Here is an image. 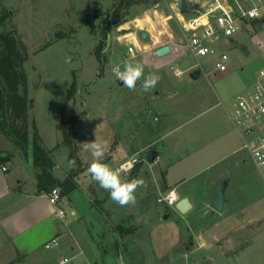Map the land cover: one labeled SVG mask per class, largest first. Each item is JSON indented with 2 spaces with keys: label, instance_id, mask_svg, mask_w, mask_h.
Segmentation results:
<instances>
[{
  "label": "rangeland",
  "instance_id": "obj_1",
  "mask_svg": "<svg viewBox=\"0 0 264 264\" xmlns=\"http://www.w3.org/2000/svg\"><path fill=\"white\" fill-rule=\"evenodd\" d=\"M118 3V0H0V12L5 16L0 30L15 31L28 47L29 56L24 70L29 90L30 139L32 141L37 130L42 144L54 156L53 172L62 178L66 174L68 176L72 169L67 167L70 147L64 141L59 124L63 119L79 117L74 136L76 171L85 198L80 199L83 218L72 222L70 227L79 238L84 252L80 254L81 248L77 245L75 251L66 248L55 254L52 264H60L65 258L69 259L68 264H96L88 260L90 254L98 261L97 264H122L120 248L124 249L126 264H207L205 254L198 249L202 244L201 237L213 245L218 244L215 236L227 232L235 223L234 218L238 213L230 207L218 212L209 203L202 206L197 197L205 193V179L216 175L225 165L223 162L207 167L203 160L198 159L206 144L201 130L206 115L194 122H187L192 109L184 101L174 107L175 114L171 119L166 117L163 106L156 107L154 111L142 110L137 90L120 85L112 71L114 66H122L125 61L136 63L141 60V53L147 50L148 43L147 39L142 38L143 31L160 39L171 32L184 35L181 21L175 16L170 0H136L129 7H119ZM116 8H120L119 14ZM179 17L186 23L181 14ZM244 29L248 32L233 37L245 46L236 44L230 48L222 41L220 47L236 59V65L240 64L239 72L236 69L239 76L252 83L256 80V72L262 68L258 60L260 50L256 37L249 33L250 24L245 25ZM106 30L108 32L105 34ZM131 44L140 54L135 59L128 58ZM98 48L102 61L98 57ZM195 61L194 56L188 53L181 63L174 66L185 69ZM201 62L205 69L211 66L210 57L201 58ZM162 71L178 80L173 76L170 65ZM184 76L189 79V72ZM225 86L228 87L224 100L233 108L240 91L232 93L227 81ZM70 89L72 93L69 97ZM127 97L131 99V109L123 108ZM167 126L175 128L168 139L163 142L159 138L152 148H144L146 141ZM108 129L111 130L110 136ZM154 129L156 132H153ZM127 130L141 135V138L130 143L132 148L129 151L141 162L128 176L121 175V178L124 181L143 178L147 188L137 190L135 205L121 207L88 174L87 168L93 159L81 143L94 139L105 142L106 158L103 163L116 170L117 161L112 159V153L127 140V135L122 132ZM129 142L126 141L127 144ZM164 143L174 146L167 150L170 156L165 154ZM152 149L160 150L163 157L155 162L148 161ZM0 150H4L2 154L18 153L23 160H13L19 168L24 167L28 177L23 185L32 186V181L28 180L32 174L26 161L27 157H32V152L25 155L1 130ZM241 154L246 158L243 165L245 173L257 188L259 195L256 198H262L254 209H258V214H263L264 178L248 152L243 150ZM172 160H175L173 164ZM15 163L12 164L14 169ZM168 169L171 170L168 176L170 188H175L180 196H190L193 207L185 213L177 208L178 201L171 204L166 199L172 191L164 181V173ZM231 178L227 194L230 196L234 190L240 194L236 204L255 199V196L243 190L242 172L233 171ZM165 215H169L168 218ZM90 233L93 244H89ZM212 233L215 235L208 237ZM152 241L156 251L161 254L168 253L177 241L179 243L171 253L159 258L153 250ZM40 243V238L35 240L39 251L38 255H32V258L38 257L37 262L43 255L54 252V249H47L44 243ZM214 264L224 263L217 260ZM228 264L233 263L229 261Z\"/></svg>",
  "mask_w": 264,
  "mask_h": 264
},
{
  "label": "crops",
  "instance_id": "obj_2",
  "mask_svg": "<svg viewBox=\"0 0 264 264\" xmlns=\"http://www.w3.org/2000/svg\"><path fill=\"white\" fill-rule=\"evenodd\" d=\"M171 5L175 16L180 20L177 7L174 4ZM181 29L183 30V27ZM245 31L247 30L244 29L238 33ZM147 33V50L141 53L142 55L139 63L144 66L145 75L150 72H156L161 79L156 87L148 92L142 90V80L137 82L135 90H137L138 93L139 105L142 110L148 109L150 111H154L158 106H163L166 111V117L171 119L175 114V112H173L174 107L184 101V104H187L188 108L192 109L190 113L191 116L186 120L187 122H194V120L205 114L206 117L203 119L201 130L206 139V144L202 147V153L199 155L198 159L203 160L206 165H208L207 167H212L223 162L225 164L216 175L213 174L205 179V193H202L201 196H197L200 200V204L205 206L209 203L211 206L216 190L224 180L229 181L227 187L228 191L232 181L231 173L233 171L243 173V190L255 196L254 200L241 201V203L236 204L240 198V194L234 190L229 196L226 191L227 202L224 211L229 207L233 211H237L238 215L234 218L235 223L227 232L215 236L218 244L213 245L212 242L207 241L205 237H201L200 235L202 244L198 249L202 250L205 254L204 257L206 258L204 260L207 261V264H214L217 260L222 261L224 264H228L229 261H232L233 264H264V213L258 214V209H254L255 205L261 202L262 198H256L259 195L257 188L254 186L250 177L246 175V170L243 168L244 163H246V158L241 154L243 150H246L243 148V138L232 120V107L227 105L224 100V97H227L225 95L226 88L228 87L225 86L226 81L229 83L232 93L235 94L239 93V91L241 93V91L245 92L251 89L256 80L250 83L240 77L238 74L240 64L236 65V59L233 57H231L229 69L225 72L215 70L213 62L211 61V66L207 69L203 66L202 68H194L187 71L190 74L189 79H186L185 76L181 78L177 77L173 71V76L178 79L174 80L168 73H163L162 70L165 66L169 67L170 65L172 68L175 64L178 65L186 55L190 53L185 45V36H178L175 32H171L160 39V37L155 38L150 32ZM249 33L256 37V44L260 50L258 60L263 68L264 13L260 19L250 24ZM222 41L224 45H228L230 48L236 44H242L233 36L223 39ZM164 45L170 47V52L166 55L159 56L157 50ZM195 60L196 61L188 65L185 70L192 68L197 62L196 58ZM236 69L238 72H236ZM194 71L198 72L197 78L191 76V73ZM257 74L258 72H256V78ZM201 79L202 81H200ZM183 97L187 98L184 100L182 99ZM127 100V102L123 100V108L131 109L132 104L130 102V97H127ZM155 119H157V117H155ZM140 121L142 122V120ZM174 129L175 128H171L170 126L161 129L160 132L155 133L151 139L145 142L144 148H152L159 138H162L164 142L170 137ZM194 131L196 132V130H193V132ZM122 132L123 135H127V140H125L124 144H121V148L119 147L112 153V159L116 160L117 164L125 157L132 155L129 152L132 148L130 143L141 138V135L135 132H130L128 130ZM153 132H156L155 129ZM107 134L110 136L111 130L108 129ZM126 141L130 142L127 144ZM164 146L166 148L165 154L170 156L167 150L169 151V149L174 148V146L166 143H164ZM3 152L4 150H0L3 157L10 154L11 159L9 161L0 160V264H19L21 262H26L28 264H52L56 253L62 252L66 248L75 251L76 245L81 248L80 254H82L84 250L79 243V238H76L74 231L70 227L72 222L83 218V209L80 199L85 198V196L81 190V182L78 176L76 177L79 183L78 189L67 196H63L61 205L66 209L67 216L65 220L62 221L55 218L56 206L49 197L38 192V169L34 165L31 159L32 157H27L26 160L27 168L32 174L30 179H28L32 181V186L24 187L23 182L27 181L28 178L25 169L24 167L19 168L18 164L13 160L17 159L21 161L23 159L18 153L6 152L2 154ZM157 153L158 159L163 157L160 150H157ZM52 157L54 159V156ZM249 157L252 158L250 154ZM175 160H172L173 162L171 164H173ZM13 163H15L16 169L13 168ZM4 166L7 167L6 170H4ZM170 172L171 170L168 169L166 173H164L165 186L169 190H174L175 188H170L171 186L168 179ZM54 175L58 179L67 177V174L63 178L56 173H54ZM19 176L23 177L21 178ZM176 194L179 196L178 201L187 197L191 203L189 195L180 196L177 190ZM87 200L89 202V199ZM192 207L193 205L191 208ZM232 207H235V209ZM207 210L208 209H206V211ZM214 235L215 234L212 233L209 234L208 237H213ZM54 237L60 238L61 245L59 248H55L54 252L52 251L49 255H43L42 259H39L38 262V257L32 258V255H38L39 251V246L35 245L36 239L40 238L41 243L45 244ZM221 239H223V241L219 242ZM179 241H177L173 248L165 254L158 253L152 241L153 250L157 257H165L174 250ZM92 242L94 243L93 235L90 233L89 244H93ZM122 250L124 252V249ZM87 258L91 263L95 262L97 264L98 262L95 261L93 254L88 255Z\"/></svg>",
  "mask_w": 264,
  "mask_h": 264
},
{
  "label": "built area",
  "instance_id": "obj_3",
  "mask_svg": "<svg viewBox=\"0 0 264 264\" xmlns=\"http://www.w3.org/2000/svg\"><path fill=\"white\" fill-rule=\"evenodd\" d=\"M185 20L181 24L185 36V45L197 59L190 69L173 66L174 74L183 77L187 71L202 68L201 58L210 57L217 71L225 72L231 64V56L227 50L221 49L220 42L242 31L245 25L257 21L263 16L264 0H186L194 5L190 12L182 11L183 0H170ZM131 59L139 56L136 47H128ZM232 120L243 138L246 149L264 178V67L258 71L256 81L251 89L239 93L231 111ZM141 159L135 155L127 156L117 165L120 175L128 176ZM7 169L6 166L3 167ZM172 190L166 199L174 204L179 196ZM56 206L55 218L65 220L66 209L60 186L42 193ZM60 238L54 237L45 243L47 249L59 248ZM69 260L68 258H65ZM64 260V259H63Z\"/></svg>",
  "mask_w": 264,
  "mask_h": 264
},
{
  "label": "trees",
  "instance_id": "obj_4",
  "mask_svg": "<svg viewBox=\"0 0 264 264\" xmlns=\"http://www.w3.org/2000/svg\"><path fill=\"white\" fill-rule=\"evenodd\" d=\"M119 7L131 6L136 0H118ZM117 14L120 8H116ZM10 15V13H8ZM5 16L0 12V23L4 22ZM108 30L105 31V34ZM101 59L100 48L97 49ZM28 47L18 38L15 31L0 30V130L17 146L25 155L32 152L33 163L38 169L37 188L38 192L50 191L55 186H60L62 195L67 196L79 187L76 179L78 173L72 169L64 179H58L53 172L55 161L52 151L41 142L38 131L34 138L30 139L29 132V90L27 85V73L24 63L28 59ZM71 89L68 91L71 96ZM79 117L63 119L59 128L62 130L65 143L70 147V159H76L75 134ZM68 122H71L69 125ZM11 155L3 157L1 161H9ZM77 166V165H76Z\"/></svg>",
  "mask_w": 264,
  "mask_h": 264
},
{
  "label": "clouds",
  "instance_id": "obj_5",
  "mask_svg": "<svg viewBox=\"0 0 264 264\" xmlns=\"http://www.w3.org/2000/svg\"><path fill=\"white\" fill-rule=\"evenodd\" d=\"M114 75L122 85L129 90H135L137 82L142 80V90L148 92L154 89L161 79L156 72L144 73V66L139 63L125 61L123 65H116L112 69ZM82 148L91 154L93 162L87 168L88 174L96 181L99 186L109 192L110 199L119 206L125 207L135 205L137 202V190L146 189L147 184L143 178H133L130 181H124L121 178L120 171L110 168L103 163L106 158V143L97 141H85L81 143ZM69 169L76 168V160L70 159L67 162ZM60 264H68V260L60 261Z\"/></svg>",
  "mask_w": 264,
  "mask_h": 264
},
{
  "label": "water",
  "instance_id": "obj_6",
  "mask_svg": "<svg viewBox=\"0 0 264 264\" xmlns=\"http://www.w3.org/2000/svg\"><path fill=\"white\" fill-rule=\"evenodd\" d=\"M193 7H194V5L187 2L186 0L182 1V11L183 12H190L191 10H193ZM142 38L145 40L148 38L147 31L142 32ZM169 52H170V47L168 45H164L157 50V54L159 56L166 55ZM191 76L193 78H197L198 72H196V71L192 72ZM119 84L122 85V82H119ZM157 157H158L157 150L152 149L148 155V161L155 162ZM228 183H229L228 180H224L220 184V186L216 190L215 196L211 202V207L218 212L224 211V208H225V205L227 202L226 191H227ZM191 206L192 205L189 202V199L187 197H184L180 201L177 202V208L183 213L188 211L191 208ZM168 216L169 215H165V218H168ZM119 257H120L121 263L126 264L125 255H124V252L121 248L119 250Z\"/></svg>",
  "mask_w": 264,
  "mask_h": 264
},
{
  "label": "bare ground",
  "instance_id": "obj_7",
  "mask_svg": "<svg viewBox=\"0 0 264 264\" xmlns=\"http://www.w3.org/2000/svg\"><path fill=\"white\" fill-rule=\"evenodd\" d=\"M187 24V23H186ZM176 193V192H175Z\"/></svg>",
  "mask_w": 264,
  "mask_h": 264
}]
</instances>
